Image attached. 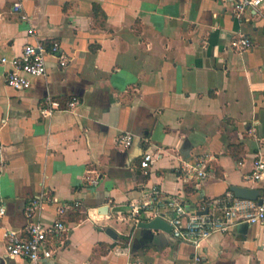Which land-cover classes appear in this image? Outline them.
Here are the masks:
<instances>
[{
    "label": "crops",
    "instance_id": "obj_1",
    "mask_svg": "<svg viewBox=\"0 0 264 264\" xmlns=\"http://www.w3.org/2000/svg\"><path fill=\"white\" fill-rule=\"evenodd\" d=\"M238 33L250 48L229 46ZM26 40H58L70 59L46 54L26 89L7 86L0 65V264H35L8 255L4 237L32 199L33 219L66 226L36 264H188L190 243L131 215L147 184L196 209L232 185L264 190L246 178L264 156V0L239 17L230 0H0V56ZM46 96L63 108L43 115ZM125 131L128 147L115 140ZM144 150L156 155L148 175ZM200 159L208 176L197 182L183 168ZM201 254L199 264H264V222L213 232Z\"/></svg>",
    "mask_w": 264,
    "mask_h": 264
},
{
    "label": "built area",
    "instance_id": "obj_2",
    "mask_svg": "<svg viewBox=\"0 0 264 264\" xmlns=\"http://www.w3.org/2000/svg\"><path fill=\"white\" fill-rule=\"evenodd\" d=\"M230 1L237 17L245 12H250L253 15L259 14L263 2V0ZM13 6L15 9H21L20 2H15ZM20 16L23 19L26 18L24 12ZM34 32L32 26L26 29L27 36H33ZM229 46L241 51L250 48L252 41L247 35L238 33L231 38ZM46 54L54 56L60 66H64L70 59L58 40H52L47 48L39 41L26 40L13 55H1L0 65L4 66L5 84L17 89L29 88L32 77L45 74ZM77 104H79V100L75 97L66 102L69 108H74ZM60 108L63 106L59 100L46 96L40 112L48 116ZM133 139V134L125 131L119 133L115 140L118 145L128 147ZM155 158L156 155L149 150L142 152L138 161L141 174L148 175L150 173ZM202 162L200 159L194 165L186 164V168H183L184 175L194 176V180L197 182L206 179L208 174L203 168ZM252 164V171L246 175V178L264 182V156L261 153H256ZM89 182L96 184L98 178L90 177ZM139 184L142 185L140 182ZM141 187L143 188V186ZM143 197L140 203L131 204V215L138 218L142 214L145 220L159 216L167 221L170 225L171 235L175 239L190 243L193 247L194 252L188 264L200 263L203 257L201 254L202 243L213 232H226L233 224L240 222L248 224L264 222V190L258 196L261 199L260 203L257 199L239 198L232 192H228L206 200L197 209L190 208L184 202L181 193L167 194L155 184H147ZM74 205L77 206L78 202H75ZM40 207L41 201L38 198L30 200L25 206L24 212L27 221L23 228L6 229L4 232L5 249L11 257H21L36 264L40 259L51 257L54 254L55 247L51 243L60 238L66 226L60 216L49 223L33 219L34 213ZM57 210L58 214H62L65 211V206H60ZM198 210L201 212L198 213ZM4 211V206L0 205V215Z\"/></svg>",
    "mask_w": 264,
    "mask_h": 264
},
{
    "label": "water",
    "instance_id": "obj_3",
    "mask_svg": "<svg viewBox=\"0 0 264 264\" xmlns=\"http://www.w3.org/2000/svg\"><path fill=\"white\" fill-rule=\"evenodd\" d=\"M231 191L236 197L239 198H247V199H257V201L260 203L261 199L258 198L259 196V189L257 188H251L247 186H239V185H232L230 187ZM100 210H105V207L102 206ZM204 211V210H203ZM200 213L201 211H197ZM139 226L143 227H148V228H158L161 230L169 231L170 230V225L167 223V221L163 220L159 216H155L153 218H150L148 220H142L137 223ZM107 232L110 233L111 235H114L113 230L108 228Z\"/></svg>",
    "mask_w": 264,
    "mask_h": 264
}]
</instances>
